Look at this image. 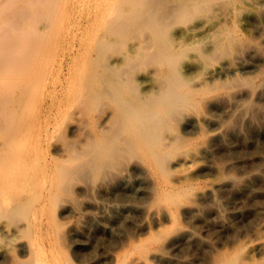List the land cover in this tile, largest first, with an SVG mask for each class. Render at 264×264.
Returning <instances> with one entry per match:
<instances>
[{
  "label": "bare ground",
  "instance_id": "bare-ground-1",
  "mask_svg": "<svg viewBox=\"0 0 264 264\" xmlns=\"http://www.w3.org/2000/svg\"><path fill=\"white\" fill-rule=\"evenodd\" d=\"M262 45L264 0H0V264H79L78 227L112 230L105 211L62 220L87 193L171 224L111 236L101 264L185 236L177 216L214 193L193 172L219 135L205 111L260 93L264 64L260 81L237 70ZM256 239L214 264H264Z\"/></svg>",
  "mask_w": 264,
  "mask_h": 264
},
{
  "label": "rangeland",
  "instance_id": "rangeland-1",
  "mask_svg": "<svg viewBox=\"0 0 264 264\" xmlns=\"http://www.w3.org/2000/svg\"><path fill=\"white\" fill-rule=\"evenodd\" d=\"M242 63L245 66H238V73L260 81L257 72L264 64V45L243 55ZM242 82L241 79L238 83ZM259 88L260 93L254 97L242 89L236 99L221 98L205 111L212 119L206 127L219 135L212 142L210 154L201 156L193 164V172L199 186L212 187L214 193L199 202L193 211L177 216L178 226L187 231L185 236L168 245L160 242L150 251L148 260L135 256L138 264H214L219 253L244 249L262 234L264 81ZM83 196L81 209L62 220L77 221L100 210L105 211L112 230L108 235L96 224L78 227L77 234L66 244L79 254V264L104 263L112 251L109 240L113 235L140 239L146 237L148 229L171 225L169 220L153 212L143 198L130 200L105 192ZM80 213L83 214L80 216Z\"/></svg>",
  "mask_w": 264,
  "mask_h": 264
}]
</instances>
